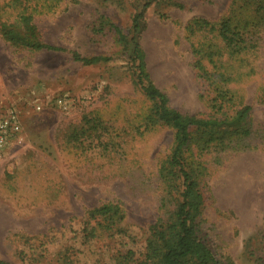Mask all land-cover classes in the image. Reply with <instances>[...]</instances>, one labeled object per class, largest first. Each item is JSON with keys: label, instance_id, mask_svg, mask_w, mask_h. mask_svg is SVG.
Returning a JSON list of instances; mask_svg holds the SVG:
<instances>
[{"label": "rangeland", "instance_id": "obj_1", "mask_svg": "<svg viewBox=\"0 0 264 264\" xmlns=\"http://www.w3.org/2000/svg\"><path fill=\"white\" fill-rule=\"evenodd\" d=\"M22 14L57 50L0 33V106L19 107L26 133L0 162V261L122 264L172 220L183 188L170 164L175 130L136 83L137 42L170 109L226 121L192 127L183 155L201 195L199 237L222 264H264V0H0V26ZM224 21L254 33L248 50L226 45ZM75 53L110 60L84 64ZM220 87L233 104L218 107ZM59 95L73 99L68 113L47 103ZM242 105L252 108L246 122L232 124ZM104 206L112 216L93 215Z\"/></svg>", "mask_w": 264, "mask_h": 264}, {"label": "trees", "instance_id": "obj_2", "mask_svg": "<svg viewBox=\"0 0 264 264\" xmlns=\"http://www.w3.org/2000/svg\"><path fill=\"white\" fill-rule=\"evenodd\" d=\"M147 6V4H146ZM143 12L137 13L133 17V29L139 28V20ZM199 20L194 21L199 24ZM120 39H125V35L116 28ZM0 33L3 38L14 46H22L30 49H50L57 50V47L45 44L40 39V32L33 23L31 15L22 14L17 24H2ZM244 37L235 29L229 21L221 24L220 36L226 45L235 52L248 50L253 43V32ZM241 35V37H240ZM239 36V37H238ZM74 59L84 64H95L98 62H107L110 57L107 56H81L74 54ZM132 66H136V83L142 92L151 100L156 101L155 115L158 121L172 127L175 130V147L171 155L170 164L173 170L177 169L183 179V188L180 192L179 201L175 209L172 220L166 224L156 226L154 232L147 240L146 252L141 259H133V254L125 258L122 264H222L213 254L211 248L199 237L197 233L196 219L201 208V195L198 191V182L194 172L186 168L184 152L191 140V128L196 127L199 130H213L226 124V121L218 119H202L194 116H183L180 112L168 107V98L156 86L147 80L145 65L143 62L142 52L139 50V44L136 42L134 50L129 58ZM218 107L223 108L227 103L233 104L234 97L231 90L227 87L217 90L215 101H219ZM250 105H242L236 111L232 124L245 123L249 112ZM240 132L241 127H236ZM245 129L241 134L248 132ZM213 138V137H212ZM217 140V139H214ZM104 206L92 212L95 216H108L114 210ZM95 228L90 231L86 229L88 237L95 236ZM0 264H4L0 261Z\"/></svg>", "mask_w": 264, "mask_h": 264}, {"label": "built area", "instance_id": "obj_3", "mask_svg": "<svg viewBox=\"0 0 264 264\" xmlns=\"http://www.w3.org/2000/svg\"><path fill=\"white\" fill-rule=\"evenodd\" d=\"M47 103L64 113L74 107V101L68 95L55 96ZM34 107L41 111L43 105L37 102ZM25 142L26 133L19 107L16 104L0 106V162L5 161L14 149L24 146Z\"/></svg>", "mask_w": 264, "mask_h": 264}]
</instances>
